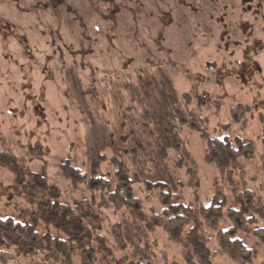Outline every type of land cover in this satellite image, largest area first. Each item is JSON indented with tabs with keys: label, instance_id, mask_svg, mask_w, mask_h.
Wrapping results in <instances>:
<instances>
[{
	"label": "rangeland",
	"instance_id": "1",
	"mask_svg": "<svg viewBox=\"0 0 264 264\" xmlns=\"http://www.w3.org/2000/svg\"><path fill=\"white\" fill-rule=\"evenodd\" d=\"M189 114L210 136L253 146L229 168L231 185L205 163ZM263 131L264 0H0V219L33 224L52 248L65 240L70 250L0 243V264H185L162 231L131 210L99 208L100 193L61 177L64 160L87 174L98 156L112 184V158L122 165L145 216L160 209V190L146 182L203 206L217 182L226 198L218 229H234L256 251L249 264H264L253 234L264 221L240 196L264 197ZM8 155L42 188L17 185ZM47 201L80 205L66 232L62 210L55 225L40 215ZM69 237L86 238L84 255ZM206 237L209 264H235L217 254L215 231Z\"/></svg>",
	"mask_w": 264,
	"mask_h": 264
},
{
	"label": "trees",
	"instance_id": "2",
	"mask_svg": "<svg viewBox=\"0 0 264 264\" xmlns=\"http://www.w3.org/2000/svg\"><path fill=\"white\" fill-rule=\"evenodd\" d=\"M188 126L195 131L199 137L206 143V153L204 156L205 163L213 165L220 177L226 180L230 185L233 183L232 171L229 169L238 164V159L245 155H253V146L249 142H244L238 137L230 140L224 136L222 138L210 136L203 128L196 124V120L192 114L188 115ZM226 128L227 125H223ZM262 143L264 145V131L261 134ZM9 157V167L15 172V182L23 188L31 190H39L42 188L44 178L35 173L24 174L15 164L12 156ZM103 157L91 159L90 169L87 174H82L76 168L71 159L64 160L59 165L61 177L69 182L73 187L81 184H88L90 192L100 193L99 208H107L112 205L115 208L131 210L137 220L143 225L146 230H160L171 243H178L182 246L181 257L185 264H209V254H207L206 245L208 238L206 231L211 230L216 232V242L218 246L217 254L223 255L230 259L235 264H249L256 257L255 250H249L245 247L240 239L235 236V230L218 229L219 220L222 218L223 210L226 206V198L223 189L214 183V192L209 205L203 206L198 202L185 203L180 195L169 190L165 183H148L146 188H158L160 194L158 203L160 209H150V215L145 216L139 206L138 200L133 195L131 182L124 177V170L120 163L115 158H112V164L117 170L114 172L115 180L113 184L107 179V176L100 173L98 163ZM264 167V159L261 160ZM52 191L50 192V194ZM244 199H249L251 206L249 209L255 217H259L264 221V197L256 198L249 192L245 191L240 195ZM260 199V200H259ZM48 210L43 206L40 208L41 216H44L46 211L49 212L51 218L49 222L52 225L59 220L58 212L62 210L63 223L59 228L66 232L65 229L71 222L75 221L80 205H76L74 211L67 206L59 203L47 201ZM248 207L245 206L242 210L245 211ZM247 211V210H246ZM250 223L255 221L254 218L249 219ZM254 236L264 239V224L263 227L253 231ZM71 236V234H69ZM68 240L77 241L79 251L84 255V247L86 238ZM51 238L46 235L44 239L38 238L33 224L21 223L8 217L4 220L0 219V243H9L17 246H22L24 249L31 251L43 250L48 248L54 253L68 256L70 250L65 240H55V248L50 245ZM74 244H72L73 246ZM82 250V251H81ZM47 257L52 256L50 253ZM89 260L85 257L82 264H89Z\"/></svg>",
	"mask_w": 264,
	"mask_h": 264
}]
</instances>
